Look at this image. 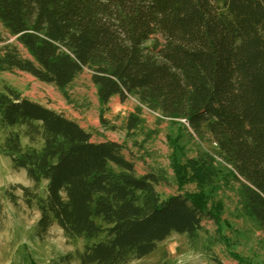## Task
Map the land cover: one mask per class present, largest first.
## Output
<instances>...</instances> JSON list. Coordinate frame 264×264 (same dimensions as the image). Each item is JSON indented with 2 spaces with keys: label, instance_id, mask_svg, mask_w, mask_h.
<instances>
[{
  "label": "trees",
  "instance_id": "obj_1",
  "mask_svg": "<svg viewBox=\"0 0 264 264\" xmlns=\"http://www.w3.org/2000/svg\"><path fill=\"white\" fill-rule=\"evenodd\" d=\"M0 22L15 41L0 36V71L29 73L65 96L89 69L103 127L111 98L133 96L196 136L208 134L216 156L189 161L187 180L212 184L219 157L239 182L242 212L264 232V0H0ZM140 112L127 114L125 136ZM0 128V152L31 182L11 189L37 207L33 235L55 223L92 240L77 253L80 264H127L172 232L193 247L203 219L217 224L193 195L161 197L164 170L137 173L125 140L94 141L77 120L8 84L0 88ZM11 189L4 194L15 205Z\"/></svg>",
  "mask_w": 264,
  "mask_h": 264
},
{
  "label": "rangeland",
  "instance_id": "obj_2",
  "mask_svg": "<svg viewBox=\"0 0 264 264\" xmlns=\"http://www.w3.org/2000/svg\"><path fill=\"white\" fill-rule=\"evenodd\" d=\"M0 36L3 42L15 43L14 36L1 22ZM17 46L25 54L21 46ZM3 84L11 85L23 96L77 120L91 132L94 141L125 140L136 158L137 173H144L149 168L164 170L168 182L156 185L161 197L173 193L193 195L215 217L216 225L210 219H203L205 229L195 246H189L183 235L172 232L158 242L151 253L127 264H264V232L253 218L242 212L239 182L230 166L216 157L212 184L187 180L189 161L202 152L216 156L217 147L208 134L196 136L185 127L183 120L161 117L157 111L139 103L133 96L124 101L117 95L111 98L108 109L102 115L107 121V127H103L98 117L96 88L91 81V71L87 68L76 75L66 88L65 96L53 84L39 81L19 70L0 71V88ZM135 106L141 108L140 123L127 137L124 123ZM2 140L3 131L0 128V145ZM134 141L141 145H134ZM15 184L30 186L31 182L23 169H14L9 157L0 152V264H80L77 253L92 240L69 237L55 223L43 236H34L33 226L39 212L35 205L29 207L24 203L19 188L11 189V185ZM45 185L46 181L41 180L39 195L42 197ZM6 188L18 196L15 205L4 194Z\"/></svg>",
  "mask_w": 264,
  "mask_h": 264
},
{
  "label": "built area",
  "instance_id": "obj_3",
  "mask_svg": "<svg viewBox=\"0 0 264 264\" xmlns=\"http://www.w3.org/2000/svg\"><path fill=\"white\" fill-rule=\"evenodd\" d=\"M184 121V120H183Z\"/></svg>",
  "mask_w": 264,
  "mask_h": 264
}]
</instances>
